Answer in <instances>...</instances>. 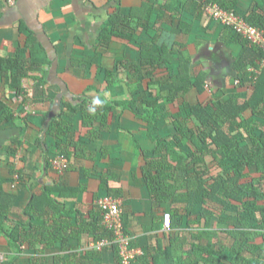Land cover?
Segmentation results:
<instances>
[{"label": "trees", "instance_id": "1", "mask_svg": "<svg viewBox=\"0 0 264 264\" xmlns=\"http://www.w3.org/2000/svg\"><path fill=\"white\" fill-rule=\"evenodd\" d=\"M113 1L114 12L82 62L89 70L96 68L101 86L91 85L87 93H108L107 103L95 115L86 110L91 101L87 93L78 105L64 103L46 133L48 167L53 168L56 157L66 158L65 173H79L81 185L74 189L57 183L36 195L21 177L20 188L1 189L2 230L16 207H23L27 218L7 232L9 248L36 253L33 264H126L112 232L103 225L99 205L87 218L76 208H63L65 200L85 190L83 181L97 173L98 161H118L111 152L123 148L126 139L137 162L133 176L142 180L152 203L146 217H151L154 232L147 247L137 238L130 241V249L141 246L143 254L127 264H264V51L210 19L229 31L240 49L232 63L236 78L219 97L206 89L204 72L192 71L186 47L165 34L177 31L189 41L197 39L202 33L201 12L210 4L264 31V0H246L248 8L242 0L106 4ZM40 66L23 56L10 58L0 64V76L11 79V87L19 90L21 81ZM40 86L38 79V96ZM0 109V123L15 120L8 107L2 104ZM24 118L32 124L36 117ZM114 133L115 144H103ZM102 187L104 196L125 195L108 183ZM55 206L61 211L55 212ZM45 212L48 217L53 214L44 218ZM166 216L169 229L164 226ZM124 232L131 237L125 223ZM104 240L110 244L90 247ZM105 254L111 258L105 260Z\"/></svg>", "mask_w": 264, "mask_h": 264}, {"label": "crops", "instance_id": "2", "mask_svg": "<svg viewBox=\"0 0 264 264\" xmlns=\"http://www.w3.org/2000/svg\"><path fill=\"white\" fill-rule=\"evenodd\" d=\"M107 1L19 0L15 5H9L7 0H0V64L7 59L23 56L41 65L40 71L30 72L21 81L19 90L11 87V79L0 76V105H5L15 115L14 121L7 123L4 119L0 123V191L20 188L21 177L36 195L57 183L74 189L80 187L79 173L71 171L59 174L48 167L51 153L48 154L45 144L46 133L50 123L60 115L64 103L78 105L91 85L99 84L98 88H101L100 82H96L97 79L90 74L94 68L89 70L87 66H82V62L87 54L93 52L108 14L114 12L113 5H117L114 1L107 5ZM122 1L124 7L141 3V0ZM242 1L244 7L248 8L249 3ZM199 23L202 33L195 36L197 39L189 41L177 31H166V38L168 36L169 40L171 37L186 47V53L193 61L194 74L204 72L206 89L224 97L236 78L232 63L239 53V45L231 40L229 31H223L202 12ZM38 79L42 84L39 96L36 95ZM86 95L92 100L97 94L90 92ZM3 113L0 109V116ZM27 114L36 117L32 124L25 121ZM113 136L117 138L114 133L106 137L103 144L113 146L116 139ZM39 138L42 142L38 141ZM122 143L123 148L111 152L112 159L118 157V161L108 157L98 161L97 173L83 181L87 184L85 190L76 198L65 200L63 208L71 212L76 208L87 218V214L98 207V201L106 197L100 193L103 184L122 189L125 195L119 199L122 202L123 222L131 238H137L139 244L147 247V242L151 243L154 238V232L150 230L151 217H146L152 203L142 187V180L133 176L137 165L133 148L126 139ZM88 168H91V164ZM103 174L108 178L103 180ZM54 210L60 212L61 207L55 206ZM46 214H42L44 218L48 217ZM48 214L50 218L53 213ZM82 216L78 213L77 218L81 220ZM21 220L27 221L24 208L16 207L8 220L4 221L3 230L0 225V264H33L36 253L27 249L15 252L8 246L7 232ZM83 239L88 240L89 237L84 236ZM137 250L143 254L141 246ZM104 258L110 259V254H105Z\"/></svg>", "mask_w": 264, "mask_h": 264}, {"label": "built area", "instance_id": "3", "mask_svg": "<svg viewBox=\"0 0 264 264\" xmlns=\"http://www.w3.org/2000/svg\"><path fill=\"white\" fill-rule=\"evenodd\" d=\"M19 0H7L9 5H15ZM204 14L207 18L220 23L222 26L231 29L236 34L248 40L251 45L258 46L264 51V31L251 26L244 18L234 12L225 11L217 4H210L204 7ZM264 65V62H263ZM259 74V71H255ZM239 82V81H238ZM238 82L236 84H238ZM53 169L59 174L65 173L68 167V160L62 156H58L52 160ZM98 205L103 214V225L112 232L114 236L113 243H117L121 249V255L125 263H129L136 255L140 254L139 250L130 249L131 238L124 232L122 220V202L118 198L106 196L98 201ZM170 216L165 217L164 224L170 227ZM108 240L100 241L97 244H90L91 248L98 249L109 245Z\"/></svg>", "mask_w": 264, "mask_h": 264}, {"label": "clouds", "instance_id": "4", "mask_svg": "<svg viewBox=\"0 0 264 264\" xmlns=\"http://www.w3.org/2000/svg\"><path fill=\"white\" fill-rule=\"evenodd\" d=\"M209 19V18H208ZM261 73V72H260ZM259 73V74H260ZM258 74V75H259ZM108 93H104L103 94V97H101L100 95H97L95 96L89 103V105L87 106V112L90 114V115H95L96 112H97V109L98 108H101L103 107L106 103H107V97H108ZM122 215H123V210H122ZM124 225V223H123ZM165 226V224H164ZM166 229H169L165 226ZM128 236V235H127ZM131 238V237H130ZM131 241H132V238H131ZM92 244V243H91ZM105 247V246H104Z\"/></svg>", "mask_w": 264, "mask_h": 264}, {"label": "rangeland", "instance_id": "5", "mask_svg": "<svg viewBox=\"0 0 264 264\" xmlns=\"http://www.w3.org/2000/svg\"><path fill=\"white\" fill-rule=\"evenodd\" d=\"M90 73V72H89ZM91 74V73H90ZM93 77H94V79H99V74H98V72L96 73V68H94V71H93ZM95 77H97V78H95ZM120 77H122V76H120ZM98 85L99 84H97V85H95L94 84V86H96L97 88H98ZM114 93V92H113ZM139 93V92H138ZM139 95V94H138Z\"/></svg>", "mask_w": 264, "mask_h": 264}]
</instances>
